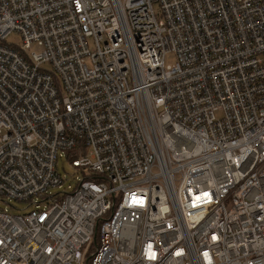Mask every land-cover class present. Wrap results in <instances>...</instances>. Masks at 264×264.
<instances>
[{"label":"built area","instance_id":"built-area-1","mask_svg":"<svg viewBox=\"0 0 264 264\" xmlns=\"http://www.w3.org/2000/svg\"><path fill=\"white\" fill-rule=\"evenodd\" d=\"M0 197V264H264V0H0Z\"/></svg>","mask_w":264,"mask_h":264},{"label":"rangeland","instance_id":"rangeland-1","mask_svg":"<svg viewBox=\"0 0 264 264\" xmlns=\"http://www.w3.org/2000/svg\"><path fill=\"white\" fill-rule=\"evenodd\" d=\"M155 7L157 8V5H155ZM6 42L14 45H21L23 43V39L18 31H13L8 35ZM27 50L28 52L40 51V47L34 43L32 46H29ZM175 60L176 57L174 53H169L166 57L167 64H172ZM216 114L218 117L221 116V112H217ZM91 149L92 147H87L86 154H90ZM57 167L59 172L62 174L64 181L60 188H53L52 192H72L83 177V173L81 171L82 168L74 166L66 154L59 156ZM0 208H7L12 214L22 215L30 212L34 208V205H30L28 201L3 199L0 197ZM87 258L85 259L84 264H87Z\"/></svg>","mask_w":264,"mask_h":264},{"label":"trees","instance_id":"trees-1","mask_svg":"<svg viewBox=\"0 0 264 264\" xmlns=\"http://www.w3.org/2000/svg\"><path fill=\"white\" fill-rule=\"evenodd\" d=\"M78 147L77 148H75V149H73V150H70V151H68L67 153H66V155H67V157L71 160V162L75 159V158H77V152H78ZM98 240H99V234L97 233V235H96V239L95 240H93V245H95V244H97V242H98Z\"/></svg>","mask_w":264,"mask_h":264}]
</instances>
